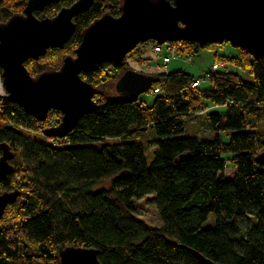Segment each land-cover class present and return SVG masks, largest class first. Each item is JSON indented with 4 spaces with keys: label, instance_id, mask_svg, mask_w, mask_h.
<instances>
[{
    "label": "trees",
    "instance_id": "16d2710c",
    "mask_svg": "<svg viewBox=\"0 0 264 264\" xmlns=\"http://www.w3.org/2000/svg\"><path fill=\"white\" fill-rule=\"evenodd\" d=\"M77 1L61 0L35 15L54 18ZM27 2L0 0V25L24 14ZM121 6L122 0H97L75 18L77 31L63 49L25 64L31 76L60 70L76 56L83 32L106 14L119 17ZM181 44L193 62L198 47ZM109 68L81 77L99 89L129 70L125 64L109 75ZM154 79L151 103L101 90L96 110L65 139L45 136L53 114L60 124L59 112L39 122L1 101L0 157L7 145L15 171L0 179V194L20 196L0 219V264H61L60 251L68 247L95 249L102 264H198L191 251L217 264H264V165L257 161L264 150V57L216 55L201 79L183 70ZM202 127L210 137L200 136ZM229 163L236 168L231 180ZM148 196L159 228L137 216V202Z\"/></svg>",
    "mask_w": 264,
    "mask_h": 264
},
{
    "label": "water",
    "instance_id": "95a60500",
    "mask_svg": "<svg viewBox=\"0 0 264 264\" xmlns=\"http://www.w3.org/2000/svg\"><path fill=\"white\" fill-rule=\"evenodd\" d=\"M61 0H28L24 14L0 25V69L7 95L4 99L45 122L52 111L62 115L56 127L45 130L48 138L65 139L79 121L94 112L101 90L85 82L81 74L103 64L125 67L127 57L142 44L188 42L198 48L228 43L254 59L264 57V0H122L121 15H104L88 27L76 56L65 58L58 71L32 77L26 67L50 49H63L77 31L74 22L88 12L97 0H78L60 10L54 18H39L37 12ZM152 75L128 70L116 85L118 94L128 100L152 90ZM0 179L15 171L14 155L1 146ZM257 161L264 165V152ZM18 191L0 194V219L7 206L15 203ZM198 264H217L199 252L191 251ZM61 264H102L99 252L83 247L60 251Z\"/></svg>",
    "mask_w": 264,
    "mask_h": 264
},
{
    "label": "rangeland",
    "instance_id": "374dc122",
    "mask_svg": "<svg viewBox=\"0 0 264 264\" xmlns=\"http://www.w3.org/2000/svg\"><path fill=\"white\" fill-rule=\"evenodd\" d=\"M244 51L238 48L233 47L232 45L225 43L222 45H214L213 48H198L197 52H195L193 54V62H189L188 59L186 57L179 56L176 59H173L172 62L170 63L169 67H168V72H173L176 70H183L184 72L196 77V78H203L205 77L206 73H208L211 70V67L216 59V55L219 56H225V57H229V58H240L242 56V53ZM73 56V55H71ZM130 56V63L132 65V67L134 68H129L130 70L139 72V73H143V74H147V75H152V76H157V75H162L160 74V67H158L157 65H152L149 67H144L142 64V61L139 62L138 58H136V60H134L133 58L138 56V53H134L129 55ZM74 57V56H73ZM145 65L147 64V61H144ZM64 63V61H63ZM135 63V65L133 64ZM63 65V64H62ZM114 69L117 68H109L107 70V74L109 75H113L115 72ZM228 70L236 72L238 74L243 75L244 77H247L250 81L252 80L251 76H249V74L246 71H240L237 68L233 67V66H228ZM48 71H52V70H48ZM110 71V72H108ZM113 71V72H111ZM106 75V74H105ZM35 78V77H34ZM106 78V77H105ZM116 84H105L103 87L100 86L99 89L100 90H105L107 91L109 94L111 95H119L118 92L116 91ZM208 87V83H203L202 88H207ZM150 93V92H148ZM145 93L142 95V100L147 99L149 103L152 102V98H153V94L150 93ZM7 94V91H6ZM1 101H3L2 98H0V103ZM209 110L212 112H226L225 110H222L214 107L212 105H209ZM0 111H1V106H0ZM50 118V117H49ZM51 121L50 123H48V127L51 128L56 127L58 120H59V116L53 114L51 116ZM58 126V125H57ZM264 130V129H263ZM202 131L200 132L202 137H210L211 134L209 131H207L206 128L202 127ZM154 148H152L151 152L152 153ZM264 152V150L262 151ZM261 152V153H262ZM260 153V154H261ZM151 159L149 158V161ZM236 174V168H234V165H232L231 163H229L228 168L226 170L225 173V177L228 180H231L232 178H234ZM138 217L143 220L146 224H148L151 227H156L159 228L162 225L158 210L155 206V204L153 203V196H148L142 200H139L138 202ZM16 224L15 219L12 221V225ZM211 223L209 222L206 226H210Z\"/></svg>",
    "mask_w": 264,
    "mask_h": 264
},
{
    "label": "built area",
    "instance_id": "2783aa9c",
    "mask_svg": "<svg viewBox=\"0 0 264 264\" xmlns=\"http://www.w3.org/2000/svg\"><path fill=\"white\" fill-rule=\"evenodd\" d=\"M182 44L180 43H166L164 45H159L154 42L152 45H147L144 47L139 48L138 56L133 58L136 60L138 58V61L141 62L144 67H149L152 65H157L160 67V74L166 75L168 73V67L173 59L178 58L182 55ZM147 61L148 65H145V62ZM188 61L192 62V58L188 57ZM135 65V63H133ZM126 65L128 68H131L132 65L130 63V58L126 60ZM219 65H214L213 70L216 71L219 69ZM111 68H114L111 66ZM134 68V67H132ZM199 86V81H196L193 84V88L196 89ZM159 90H155L154 94H158ZM6 89L3 82L2 74H0V98L4 99L6 97Z\"/></svg>",
    "mask_w": 264,
    "mask_h": 264
},
{
    "label": "flooded vegetation",
    "instance_id": "af4514ba",
    "mask_svg": "<svg viewBox=\"0 0 264 264\" xmlns=\"http://www.w3.org/2000/svg\"><path fill=\"white\" fill-rule=\"evenodd\" d=\"M129 58H130V56L127 57V59H129ZM127 59H126V60H127Z\"/></svg>",
    "mask_w": 264,
    "mask_h": 264
},
{
    "label": "clouds",
    "instance_id": "9594fccd",
    "mask_svg": "<svg viewBox=\"0 0 264 264\" xmlns=\"http://www.w3.org/2000/svg\"><path fill=\"white\" fill-rule=\"evenodd\" d=\"M126 64V63H125ZM111 66V65H110ZM130 70V69H129Z\"/></svg>",
    "mask_w": 264,
    "mask_h": 264
}]
</instances>
